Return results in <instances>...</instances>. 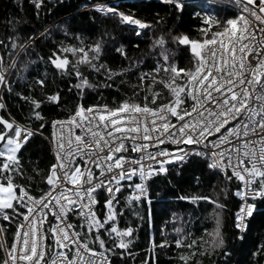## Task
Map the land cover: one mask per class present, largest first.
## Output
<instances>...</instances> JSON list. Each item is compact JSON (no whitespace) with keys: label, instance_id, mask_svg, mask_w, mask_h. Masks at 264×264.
<instances>
[{"label":"snow or ice","instance_id":"snow-or-ice-1","mask_svg":"<svg viewBox=\"0 0 264 264\" xmlns=\"http://www.w3.org/2000/svg\"><path fill=\"white\" fill-rule=\"evenodd\" d=\"M236 3L243 8L234 18L223 22L213 16L203 18L206 25L201 29L205 36L203 40L198 41L186 34L172 36L174 43L190 45L197 66L189 71L169 63L165 36L175 29L167 34L162 31L173 13L177 16L184 14L189 7L188 0H162L157 6L166 7L168 14H157L151 20L138 17L135 12L126 13L115 5L93 6V11L117 20L137 38L147 32L153 35L157 31L162 33L150 45L153 49L159 48L160 52L151 71L139 74L141 82L145 79L156 82L157 73L170 69L169 80L179 77L184 83L174 86L168 81H159L171 93L168 103H160L159 107H149L147 96L143 106L126 101L116 107L77 104L74 114L67 120H53V128L61 125V135L59 143L55 132L51 136L53 157L45 177L48 190L38 198L26 187L15 185L14 177L23 175L20 167L23 149L36 135H42L47 125L46 121L40 123L44 120L43 103L45 100L58 102L59 90L50 92L43 99L17 93L21 99L30 101L29 119L36 125L25 127L0 117V177H3L0 180V212L5 222L21 217L24 221L16 226L10 246L4 245L7 251L0 264H42L48 251L53 253L48 264H111L108 254L119 251L123 255L132 239L131 227L121 229L118 226L124 211L120 207L121 193H128L124 197L128 203L151 205L152 180L170 176L172 168H179L194 158L206 163L208 170L223 174L226 182L231 183L233 178L238 181L233 189L223 190V202L211 201L217 210L212 248L219 249L225 258L230 256L219 229V214L231 203L235 210L231 213L232 227L243 239L251 219L260 205H264V0H236ZM35 7L39 17L43 0H35ZM51 14L52 10H49L47 15ZM221 24L222 31H211L213 25L219 27ZM238 24L241 25L239 28ZM48 31L34 32L19 45L15 39H9L4 42V48L9 51L19 49L22 54H27L37 36L47 35ZM209 33L211 38H208ZM9 43L11 49H7ZM105 43L103 38L98 39L90 52L84 47L53 45L48 63L61 75H71L67 53L80 54L79 64L106 73L108 79H112L117 74L100 63ZM112 43L115 45V39ZM115 51L127 59L124 45L116 47ZM60 52L65 54L63 58L58 54ZM13 61L7 65L0 63V89L7 88L9 92L15 83L10 75L16 70L15 57ZM129 64L135 67L134 61L130 60ZM74 75L77 83L70 87L77 90L91 87L79 70ZM46 84V78L38 75L29 90ZM109 86L107 83L103 85ZM157 95L152 92L153 103L157 101ZM186 102H190V107H186ZM65 125L68 126L66 139ZM77 128L80 134H76ZM14 189L18 190V195ZM179 199L198 204L201 200L208 201L209 197ZM101 201L102 220L98 218L101 214L95 210L101 207ZM75 220L79 221V231L71 222ZM49 221L50 226L46 227ZM178 235L180 238L175 243L181 246L183 236L179 232ZM0 236L7 240L4 229H0ZM48 237L54 247L46 250ZM107 243H111V248L106 246ZM96 244L101 250L99 253L94 247ZM166 246L162 241L161 247ZM97 255L99 260L95 259ZM218 264H227V259L220 262L218 255Z\"/></svg>","mask_w":264,"mask_h":264},{"label":"trees","instance_id":"trees-1","mask_svg":"<svg viewBox=\"0 0 264 264\" xmlns=\"http://www.w3.org/2000/svg\"><path fill=\"white\" fill-rule=\"evenodd\" d=\"M85 1H50L44 4L37 17L36 7L27 0H0V63L12 64L13 57L16 58V70L10 74L15 81L12 91L9 92L7 88L0 89V117L32 127L36 122L29 119L31 103L21 99L17 93L43 99L50 92L59 90L58 102L51 103L45 100L42 105L44 120L40 123L47 122L42 133L46 136L50 131L51 122L72 116L77 104L85 107L89 105L116 107L126 101L143 106L147 96L148 106L158 107L160 103H167L171 97L169 89L159 81L165 80L174 86L184 83L179 77L170 81V69L168 72L162 70L157 73L156 82L151 79L141 82L139 74L151 71L160 52L159 48L153 49L150 45L162 33L157 31L153 35L147 32L137 38L117 20L93 11V7L78 10ZM161 2L162 0H135L108 5L118 6L119 10L126 13L135 12L138 17H147L151 20L155 19L157 14L160 16L168 14L166 7L157 6ZM188 4L189 7L184 14L177 16L173 13L167 20V27L162 30L167 34L171 29H175L170 35L165 36V47L169 63H175L185 71L194 70L196 58L190 51V45L180 46L172 41V36L186 34L193 39L201 40L205 37L201 31L203 28L201 21L205 14L221 22L238 15L228 6L209 0H191ZM49 10H52L51 15H47ZM45 29L49 30L47 35H38L34 46L27 54H22L19 49L9 51L4 48V42L9 39H15L19 45L34 32L44 33ZM222 30L223 24L219 27L213 25L211 29L212 32ZM100 38L106 42L100 63L117 74L112 79H108L106 73H98L86 64H79L80 54L74 56L72 53H67V59L70 61L68 70L73 73L71 75H61L48 63L53 45L84 47L90 52L91 46ZM208 38H211L210 33ZM113 39L116 41L115 45L112 43ZM120 45L126 47L127 59L116 53L115 48ZM11 48L12 45L9 43L7 49ZM58 54L61 58L65 55L62 52ZM130 60L135 62V67L130 66ZM72 65L76 67L73 68ZM76 70L81 72L91 87H84L81 90L70 87L77 83L74 75ZM38 75L44 76L47 84L45 87L35 86L30 91L29 85ZM105 83L110 86L103 87ZM152 92L158 94L155 103L151 100ZM188 103L186 102V107ZM20 159L23 175L14 177L15 185L26 187L35 197L42 195L47 187L45 177L52 159L46 139L39 134L36 135L23 149ZM2 179L3 177H0V180ZM237 183L235 178L231 183L226 182L223 174L208 170L206 163L194 158L179 168H172L170 176L152 180L151 205L128 203L124 199L128 193L122 192L119 199L120 207L124 211L119 217L118 226L121 229L131 227L132 239L123 255L119 251L108 254L111 264H218V255L219 261L227 259V264H264V205H260L243 239H240V233L232 227L231 213L235 210L229 203L227 210L219 214V229L228 245L227 251L230 252V256L225 258L220 255L219 249L212 248L217 229V210L211 201L223 202L225 198L223 190L233 189ZM125 187H127L126 182ZM193 196H207L209 200H201L196 204L179 199V197ZM102 204L101 201V207L95 209L101 214L98 217L101 220L103 219ZM21 220L22 217L8 222L0 219V229L7 232V240L0 236V262L4 260L3 246L5 244L10 246L16 226ZM73 223L77 225L79 231V221L75 220ZM178 232L183 236L181 246L175 243L180 238ZM104 239L107 240L106 237ZM162 241L166 242V247H161ZM49 246L48 237L45 249H49ZM106 246L111 248V243H107ZM94 247L97 251H101L98 244ZM47 256L48 254L43 258L42 264L47 260ZM181 257L186 259L182 260Z\"/></svg>","mask_w":264,"mask_h":264},{"label":"built area","instance_id":"built-area-1","mask_svg":"<svg viewBox=\"0 0 264 264\" xmlns=\"http://www.w3.org/2000/svg\"><path fill=\"white\" fill-rule=\"evenodd\" d=\"M114 1H116V0H111L110 2H114ZM105 2H103V1H98V2H95V3H92V4H89V5H83L82 6V8H86V7H88V6H94V5H98V4H104ZM226 4V3H225ZM228 5V4H227ZM229 7L230 8H232L233 10H235V11H237L238 12V14L242 11V8H243V6L242 5H237V3H236V0H233V3H231V4H229ZM206 16H209V15H207V14H205L204 15V17H206ZM203 17V18H204ZM203 18H202V25H203V27H206V25H204V23H203ZM255 23V22H254ZM241 25H239V26H237L238 28L240 27ZM202 40V39H201ZM198 41H200V40H198ZM217 47H218V45H219V38L217 39ZM209 56H211V53H209ZM196 66H197V64H196ZM195 66V67H196ZM168 103V102H167ZM159 107V106H158ZM189 107H190V102H189ZM140 117H136V119H139ZM65 120H67V118L66 119H56V121H65ZM26 127V126H25ZM60 128H61V125L60 124H57V126L55 127V128H53V126H52V123H51V126H50V131H49V133H48V135H46V136H44V135H41L42 137H44L45 139H46V141H47V143H48V146H49V150H50V154H51V158L53 157V151H52V148H51V136H52V134H53V132H55L56 133V137H57V143H59V140H60V135H61V131H60ZM64 128H65V131H64V136H65V139L67 138V134H68V126L67 125H65L64 126ZM75 132H76V134H80V129L79 128H77V129H75ZM132 155H135L134 153L132 154ZM230 173V172H229ZM231 174V173H230ZM45 183H46V179H45ZM46 186H47V183H46ZM48 190V186H47V188H46V190L45 191H47ZM14 192H16V194L18 195V190H15L14 189ZM43 195V194H42ZM104 195H106V193H104ZM41 196V195H40ZM39 197V196H38ZM37 197V198H38ZM27 210V209H26ZM2 215H3V213L2 212H0V219H2ZM71 222H73V221H71ZM24 223V221H23V219L21 220V222H20V224H23ZM50 223H51V221H49L48 222V224H46V227L47 226H50ZM239 233V232H238ZM47 243V239H46V241H45V244ZM49 248H52V247H54V245L52 244V239H51V237H49ZM7 251V249L4 247L3 248V252H4V259H5V252ZM98 253H99V251H97ZM48 256H47V260L43 263V264H48V261H50V260H52L53 259V253H52V251H48ZM95 259H97V260H99L100 259V256L99 255H97L96 257H95Z\"/></svg>","mask_w":264,"mask_h":264},{"label":"rangeland","instance_id":"rangeland-1","mask_svg":"<svg viewBox=\"0 0 264 264\" xmlns=\"http://www.w3.org/2000/svg\"><path fill=\"white\" fill-rule=\"evenodd\" d=\"M27 1H29L30 3H32L34 6H35V0H27ZM50 1H52V0H43V3L44 4H46V3H48V2H50ZM57 1H59V0H57ZM89 0H86L85 2H88ZM188 1H191V0H188ZM209 1H211V2H214V3H218V4H222V5H225V6H228L229 7V4H231V3H233V0H209ZM116 3H118V2H116ZM226 3V4H225ZM228 4V5H227ZM230 8V7H229ZM232 9V8H231ZM237 12V11H236ZM237 14H238V12H237ZM204 17V16H203ZM239 26V25H238ZM205 38V37H204ZM203 38V39H204ZM219 37H217V39H218ZM202 39V40H203ZM0 99H1V97H0ZM0 103H1V101H0ZM187 107H189V103H188V105H187ZM44 138V137H43ZM48 144V143H47ZM49 147V146H48ZM47 188V187H46Z\"/></svg>","mask_w":264,"mask_h":264},{"label":"bare ground","instance_id":"bare-ground-1","mask_svg":"<svg viewBox=\"0 0 264 264\" xmlns=\"http://www.w3.org/2000/svg\"><path fill=\"white\" fill-rule=\"evenodd\" d=\"M52 1H54V0H52ZM98 1H103V2H105L104 5H108V4H111V3H114L115 4L116 2H120V1H135V0H116L114 2H110L111 0H94V1L90 0L88 2L83 3L78 10H84V9L93 7V6H88L86 8H82L83 5H89V4L98 2Z\"/></svg>","mask_w":264,"mask_h":264},{"label":"water","instance_id":"water-1","mask_svg":"<svg viewBox=\"0 0 264 264\" xmlns=\"http://www.w3.org/2000/svg\"><path fill=\"white\" fill-rule=\"evenodd\" d=\"M0 101H1V99H0Z\"/></svg>","mask_w":264,"mask_h":264}]
</instances>
